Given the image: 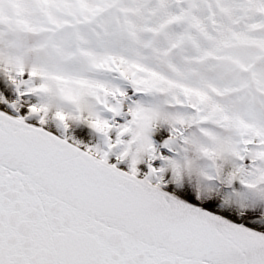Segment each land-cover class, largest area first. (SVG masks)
<instances>
[{
    "label": "snow or ice",
    "instance_id": "6c2138e0",
    "mask_svg": "<svg viewBox=\"0 0 264 264\" xmlns=\"http://www.w3.org/2000/svg\"><path fill=\"white\" fill-rule=\"evenodd\" d=\"M0 264H264V0H0Z\"/></svg>",
    "mask_w": 264,
    "mask_h": 264
}]
</instances>
